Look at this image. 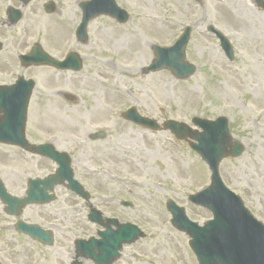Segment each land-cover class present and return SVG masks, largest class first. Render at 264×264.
Returning a JSON list of instances; mask_svg holds the SVG:
<instances>
[{
	"label": "rangeland",
	"instance_id": "374dc122",
	"mask_svg": "<svg viewBox=\"0 0 264 264\" xmlns=\"http://www.w3.org/2000/svg\"><path fill=\"white\" fill-rule=\"evenodd\" d=\"M48 1L55 5L51 13L43 8ZM82 1L31 0L23 5L0 0V85L12 84L18 75L34 81L27 140L50 141L68 153L75 179L91 195L89 203L105 217L143 231L144 237L123 246L114 264H198L188 236L170 224L165 202L171 199L182 206L199 225L211 217L187 200L209 184L206 165L187 140L124 120L121 114L129 107L160 124L174 120L192 129V117H225L230 136L244 151L220 162V176L264 224V9L254 0H115L129 20L119 24L99 16L88 23L87 41L80 43L74 32ZM8 7L21 12L14 25L7 20ZM208 25L227 37L233 61L224 56ZM54 26L63 29L66 38L57 40L51 32ZM185 26L192 29L185 61L195 66V73L185 80L168 70L144 74L154 59L151 46H171ZM33 44L55 59L77 53L81 70L20 67L19 54L28 53ZM64 94L75 100L68 101ZM97 131H104L105 137L87 139ZM55 169L47 159L0 144V178L12 195H23L27 178L44 177ZM54 194L53 202L28 206L20 217L41 226L54 224L49 247L17 233L12 228L16 219L7 217L0 203L1 263L71 264L73 240L96 236L100 227L87 220L88 204L61 185ZM122 200L132 206H121Z\"/></svg>",
	"mask_w": 264,
	"mask_h": 264
},
{
	"label": "water",
	"instance_id": "95a60500",
	"mask_svg": "<svg viewBox=\"0 0 264 264\" xmlns=\"http://www.w3.org/2000/svg\"><path fill=\"white\" fill-rule=\"evenodd\" d=\"M21 1L26 4L29 0ZM255 1L264 8V0ZM79 7L82 11V19L77 27L76 36L82 42L86 41L87 22L97 15L107 14L119 22L127 20L126 13L115 5L114 0H89L80 3ZM54 8L51 2L44 5L46 12H52ZM20 16L19 11L8 9V19L11 24L15 23ZM208 30L219 38L225 55L232 60L233 52L227 40L212 26H209ZM189 34L190 28H186L179 40L167 48L154 45L152 49L155 59L144 68V73L165 68L170 70L177 79H186L191 76L195 67L184 60V48ZM44 64L58 69L79 70L81 67L80 58L74 53L69 54L64 61H57L44 53L38 45H34L28 55L21 56V65L24 67ZM32 88L33 81H26L23 77H19L10 87L0 86V142L48 157L58 164V168L54 174L42 180L28 179L26 196L22 198L9 195L0 181V199L6 204L4 210L14 216H18L21 209L28 204H43L52 200L53 197L47 192L52 190L54 185L65 181L67 182L65 186L69 190L85 200L89 197L82 186L73 179L69 166L70 159L65 153L54 150L51 145H32L26 141L24 135L26 108ZM67 98L74 99L69 95ZM123 117L136 124L159 129L154 120L141 117L135 109L128 110ZM192 123L202 131H192L187 125L170 120L163 124V129L170 130L179 139L189 138L196 142L191 141L189 145L208 165L211 171V185L191 195L189 200L208 208L213 219L200 227L185 216L182 208L168 200L166 208L172 215L171 223L189 236V245L199 264H264V226L256 221L243 207L240 199L223 185L218 174L219 161L228 155L239 156L243 151L242 145L231 139L227 121L224 118H217L215 121L192 118ZM102 137H104L103 132L90 135L91 139ZM88 218L104 227L105 230L98 232L99 240L94 238L89 241L75 240L76 258L90 259L95 264H112L119 257L118 251L122 244L133 243L143 236V233L135 226L128 223L120 224L112 218L104 219L99 211L93 209ZM112 225L116 227L115 230L111 228ZM15 227L43 244L53 243L52 233L44 231L37 225L18 221ZM72 264H81V262L75 259Z\"/></svg>",
	"mask_w": 264,
	"mask_h": 264
},
{
	"label": "bare ground",
	"instance_id": "6f19581e",
	"mask_svg": "<svg viewBox=\"0 0 264 264\" xmlns=\"http://www.w3.org/2000/svg\"><path fill=\"white\" fill-rule=\"evenodd\" d=\"M67 16H68V19H72V17H73V14L71 13V12H67ZM52 34H53V36H55L56 37V39L57 40H61V39H63V38H66V32L63 30V29H60L59 31H58V29H57V27L56 26H54L53 28H52ZM59 34H58V33ZM145 52V51H144ZM145 54H146V52H145ZM134 185L135 186H138V182H134Z\"/></svg>",
	"mask_w": 264,
	"mask_h": 264
},
{
	"label": "flooded vegetation",
	"instance_id": "af4514ba",
	"mask_svg": "<svg viewBox=\"0 0 264 264\" xmlns=\"http://www.w3.org/2000/svg\"><path fill=\"white\" fill-rule=\"evenodd\" d=\"M43 221H44V220H43ZM49 224H50V221H47V222L44 223V224L42 223V225H44V226H46V225L49 226Z\"/></svg>",
	"mask_w": 264,
	"mask_h": 264
}]
</instances>
